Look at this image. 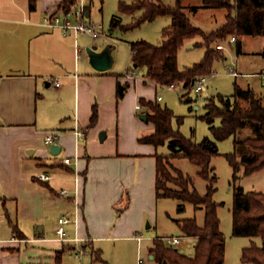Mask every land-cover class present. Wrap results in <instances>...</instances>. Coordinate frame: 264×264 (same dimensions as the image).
Listing matches in <instances>:
<instances>
[{
	"label": "crops",
	"instance_id": "0c3cea01",
	"mask_svg": "<svg viewBox=\"0 0 264 264\" xmlns=\"http://www.w3.org/2000/svg\"><path fill=\"white\" fill-rule=\"evenodd\" d=\"M30 1L0 0V264H62L63 258L59 263L57 256L65 247L68 251L82 247L86 252L110 241L141 243L136 237L142 236L146 221L156 217L159 200L164 199L156 195V155L169 150L160 152L165 146L140 142L155 132V125L142 118L149 110L141 99L157 103L158 96L149 95L145 87L157 91L158 85L146 82L144 74L137 90L129 70L113 71V45L96 46L97 52L110 51L112 66L108 70L95 69L89 55L77 59L75 38L45 24L47 15L69 8L64 5L66 0H35V9L30 8ZM196 2L185 5H201ZM88 9L90 17V6ZM201 10L209 8L196 14ZM143 12L128 14L131 24ZM122 14L127 13L119 9L113 15L112 21H118L113 27L120 26ZM171 23L162 30L159 43L145 41L161 45ZM82 37L79 43L84 52L86 46L92 47ZM133 42H129L130 64ZM95 106L98 119L91 126ZM75 128L84 134L80 140ZM53 132L59 134L55 143L61 146L58 155L51 154L52 145L45 141ZM101 132L107 134L103 142ZM76 157L77 165L56 163ZM76 168L78 222L65 226L69 240L62 241L56 233L58 220L64 215L75 219V201L60 192L75 189ZM41 173L50 179L40 181L37 176ZM14 226L21 236L14 233ZM74 238L79 241L71 240ZM100 248L97 250L103 254ZM149 258L154 262L150 251Z\"/></svg>",
	"mask_w": 264,
	"mask_h": 264
},
{
	"label": "trees",
	"instance_id": "16d2710c",
	"mask_svg": "<svg viewBox=\"0 0 264 264\" xmlns=\"http://www.w3.org/2000/svg\"><path fill=\"white\" fill-rule=\"evenodd\" d=\"M200 6L187 7L184 0H176L175 5H167L162 0H134L132 4L120 2L122 13L132 14L144 10L136 22L125 29H133L143 22L154 21L160 16H171V25L164 30V41L154 45L145 40L131 43L132 62L135 68L144 67L146 82H154L160 87L182 82L186 92L195 85L201 76H211L213 64L224 58V51L218 48L217 42L227 38H237V53L241 54L240 38L244 36L264 37V0H199ZM72 0H66L65 6L70 7ZM30 8L35 9V0L30 1ZM225 9L226 23L214 31L205 32L191 22L187 13L196 14L200 9ZM233 13L235 15L233 16ZM116 18L112 25H117ZM201 37L200 45L205 48L201 61L184 70L180 69L178 55L180 49L188 40ZM186 84V85H185ZM211 100V99H210ZM242 101L245 103L242 104ZM141 103L148 107L147 119L155 125L152 135L140 139V142L152 144L155 147L167 146L169 153L157 154V198H173L189 201L196 209L205 210L203 226L195 218L177 221L186 236L197 239L195 255L188 257L175 248H167L161 238L154 239L150 254L157 264H225V237L220 229L218 204L212 199L216 191L217 176L212 166V158L219 155L217 144L206 137L201 142H195L185 137L173 128L174 112L159 103ZM207 112L202 118L210 125L213 135L224 140L234 138L236 149L248 148L238 160L236 152L225 154L234 169V182L238 180L237 173L244 167L245 175L264 170V106L255 97L251 89H243L235 84L232 96L220 95V104L210 101L206 104ZM98 119L97 106L93 109L91 126ZM220 119V125L214 124ZM180 121V120H179ZM251 127L255 137L238 139L237 134L242 128ZM251 151V152H250ZM184 157L200 167L198 175L208 182L207 192L201 195L194 187L193 178L185 175L174 167L170 160ZM233 235L237 237H260L262 244L253 243L243 249L242 261L251 264H264V193L245 192L242 187L235 186L233 195ZM14 233L22 235L14 226ZM67 250L58 251L57 261L60 263L62 254ZM96 260H102L100 250L95 251Z\"/></svg>",
	"mask_w": 264,
	"mask_h": 264
},
{
	"label": "rangeland",
	"instance_id": "374dc122",
	"mask_svg": "<svg viewBox=\"0 0 264 264\" xmlns=\"http://www.w3.org/2000/svg\"><path fill=\"white\" fill-rule=\"evenodd\" d=\"M122 1L125 0H87L86 3L91 10V16L87 18V22L91 25L100 26L103 34L96 40L91 39L92 37L90 38L88 35H83L82 39L89 40L90 47H101L104 43L106 44L104 47L107 45L115 46L113 55L116 62L112 70L123 73H127L129 70V74H132L136 79L138 90V84L146 69L144 67L133 68V64H130L129 42L144 39L152 43H159L161 32L171 23V17H160L154 21L143 22L136 28L125 29L123 26L130 25L132 19L128 14H122L120 26L113 27L112 17L118 14L120 2ZM163 2L174 5L176 0H163ZM185 2L197 5L196 0H184L183 3L185 4ZM187 13L193 25L205 32H211L219 28L226 20L227 15L225 9L201 10L196 15L190 11H187ZM234 15L235 13H233ZM198 38L200 37H197L191 43L187 41L180 50L178 63L181 68L193 65L203 59L205 55L204 47L197 44L199 40H202ZM240 41L242 45L241 54L237 53V42H231L230 37L217 42V44L225 47V50H223L224 58L214 62L213 73L208 78L202 92H196L195 88L192 87L188 94L183 97L182 94L186 92L183 87L176 91L168 89V86H158L157 91L152 86L145 87L148 89L149 95L161 97V100L157 103L170 108L174 112V129L195 142H201L208 137L217 144L219 155L214 156L211 161L217 176V189L212 199L218 204L220 229L225 237V264H251L242 261L243 249L250 247L253 243L258 246L262 244L260 237H237L233 235L232 208L235 186L242 187L245 192L264 193V170L245 175L244 167L241 166L237 173L238 180L234 182V169L225 154L236 152L238 160H240L242 153L249 152L248 148L239 147L236 149L233 137L224 140L217 139L210 130V125L202 118L207 112L206 104L212 100L219 105L220 95L232 96L235 93L236 83L243 89H251L255 97L264 106V75H261L264 73V37L244 36L240 38ZM191 45H195V48H191ZM86 48L82 53L84 58H87L88 55ZM231 67L236 68V71L241 75H232L230 72ZM244 104L242 101L241 105ZM214 124L219 126L220 119H216ZM237 137L238 139H246L255 137V134L251 127H246L238 132ZM159 150L160 152H167L169 149L165 146ZM170 162L185 175L193 178L194 187L201 195L207 192L208 182L198 175L199 166L184 157L173 158ZM190 218H195L198 224L203 225L205 210L203 208L196 209L194 204L189 201H180L173 198L161 199L159 200L156 217L151 220L148 219L145 223L141 232L143 236L141 243L136 241H110L101 244L104 248L97 244L95 245L96 250L93 251L89 248L86 249V252L81 249L82 247H77V249L83 251L80 252V256H77V253H79L77 249L72 248L64 252L62 264H140V261H143V264H157L149 258V251L154 239L173 236L180 237L183 244L172 247L164 243L165 246L175 248L188 257H193L197 239L186 236L177 222ZM98 248L102 250V260H96L95 251Z\"/></svg>",
	"mask_w": 264,
	"mask_h": 264
},
{
	"label": "built area",
	"instance_id": "2783aa9c",
	"mask_svg": "<svg viewBox=\"0 0 264 264\" xmlns=\"http://www.w3.org/2000/svg\"><path fill=\"white\" fill-rule=\"evenodd\" d=\"M87 0H72V4L69 8H63L60 13H54L47 15L45 18V24L53 29H58L62 32V34L66 36H73L75 38V53L77 59L80 58L83 48L81 44L79 43V38L83 35H88L94 39L98 38L101 33L102 29L100 26L91 25L87 22L88 18V12H89V6L86 3ZM231 42H237L236 37L231 38ZM219 49L225 50L224 45H219ZM230 72L234 76H240L241 73H238L236 71V68L231 67ZM261 75H264L262 73ZM130 77H133V75H130ZM210 76H201L197 79L195 82V85L193 86L195 88L196 92H202L204 90L205 84L208 82V78ZM184 88V85L182 82H176L171 85H169L167 88L173 91H176L179 88ZM158 100H161V97L158 96ZM138 109H142V106L140 104L137 105ZM74 133L76 135L77 140H80L83 137V132L79 128H75ZM59 138V134L57 132L49 133L46 135V143L48 145H53L56 143V141ZM77 159L72 160L71 158H63L60 161L56 162L61 165L65 166H72L77 165ZM37 178L40 181H48L50 179L49 175L45 173H41L37 176ZM60 195L63 197H71L75 201V219L72 220L68 218L67 216H62L58 220V228L56 230V233L59 235L60 240L67 241L69 239L66 238V228L65 226L69 224L71 221H74L75 224L78 222V214L80 210V204H79V175L77 172V168L75 171V189L73 191L69 190H61ZM136 239L141 242L143 240L142 236L136 237ZM73 241H79L78 238L71 239ZM161 240L169 246H178L181 245L183 240L180 237H163ZM79 248V247H78ZM77 249V248H76ZM79 253H77V256H80L81 249H77ZM140 264H143V261H140ZM153 264V263H150Z\"/></svg>",
	"mask_w": 264,
	"mask_h": 264
},
{
	"label": "water",
	"instance_id": "95a60500",
	"mask_svg": "<svg viewBox=\"0 0 264 264\" xmlns=\"http://www.w3.org/2000/svg\"><path fill=\"white\" fill-rule=\"evenodd\" d=\"M96 46L86 49L89 55L90 64L97 70L105 71L111 68L112 66V56L109 50H104L102 53L96 51ZM135 67H137L135 65ZM186 85V84H185ZM144 120L147 119V115H143ZM107 137L106 132H101L100 141H104ZM61 151V146L58 144H53L51 146V154L58 155Z\"/></svg>",
	"mask_w": 264,
	"mask_h": 264
}]
</instances>
